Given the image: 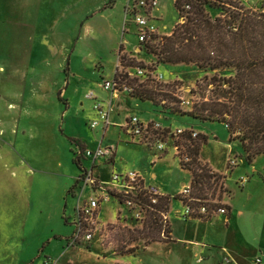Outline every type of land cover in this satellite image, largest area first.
Wrapping results in <instances>:
<instances>
[{"label": "rangeland", "instance_id": "rangeland-1", "mask_svg": "<svg viewBox=\"0 0 264 264\" xmlns=\"http://www.w3.org/2000/svg\"><path fill=\"white\" fill-rule=\"evenodd\" d=\"M109 1L68 0V3H72V9L67 11L63 21L56 20L60 32H63H57L56 38L64 41H59V50L53 51L49 57L51 66L48 71L35 73L36 79L29 81L39 83H32L29 88L19 86V83H4L1 86V89L9 87L12 96V102L4 101L0 104L1 127L5 131L3 134L4 137H10V145L6 147L21 162L24 170L28 169L29 175L27 177L25 173H16L12 165L3 167L7 176L0 189H5L6 194L1 198L0 213L3 210L10 213V223L16 225L20 218L22 223V217L25 216L27 227L20 232L18 226L11 230H0V243L5 234H8L10 243L8 254L0 260V264H26L38 256L40 260L33 264H46L49 261L48 264H149L150 256L146 251L141 250L134 256L120 253H127L134 246L144 249L145 241L138 237L144 231L150 239L163 237L168 224L162 222L160 215L158 220L162 227H151L150 217L135 220L134 214L119 205L115 197L102 204L106 212V216L101 217L104 226L92 243L71 240L76 232L78 205L94 193L92 180L87 178L88 184L79 181L83 172L73 163V154L78 155L84 151L73 144L72 139L79 140L86 149L93 151L99 147L115 148L114 165L103 161L93 169L89 156L81 158L82 166L93 179L110 181L114 172L124 173L129 170L139 172L151 180L154 174L155 185L164 187L172 195L173 208L181 209V202L175 196L182 183L192 181L191 171L181 166L179 150L174 148L176 143L170 141L168 134L164 137L167 142L164 151H158L152 139L144 136L133 138L128 134L124 126L133 116H137L143 123H160L173 131L184 127L208 135L209 140L205 143L202 157L209 158L220 172L229 173L231 192H228L227 199L237 207L246 204V193L240 191V187L245 185V175L253 180L254 186L259 185L264 191V155L248 161L240 143L229 142L225 124L203 122L185 115L173 116L170 111V108L176 107L189 110L193 100L198 102L211 96L213 93L210 91L201 93L197 83L202 82L206 75L212 78L214 71L202 70L193 63L158 65L153 55H142L138 48V27L125 14L128 0H116L113 7L105 8ZM262 1L235 0L236 4L242 3L255 9L260 7ZM157 8L153 9L150 16L158 28L155 35L161 37L172 31L179 22V11L175 0H159ZM209 11L213 15L218 12L216 9ZM79 18L87 23L85 31L75 21ZM122 56L126 57L124 63L135 61L149 66L158 65L156 71H149V74L158 84H162L157 86V91L162 90L158 96L161 105L157 107L152 101H140L118 90L114 94V104L110 107H114L111 122L105 125L100 120L99 125L92 129L91 123L99 119L94 109L95 103L108 102L113 96L102 87V82L105 79L113 80L117 72H127V68L123 69L120 63ZM38 59L41 60V57ZM231 73H234L233 68L219 71L220 75ZM161 74L163 76L159 78ZM126 77L135 78L129 74ZM138 78L140 82H146V77ZM205 83L201 85H205L206 89L214 88L207 87ZM192 89L199 90V93L192 94ZM15 91H18L17 95ZM89 93H93L96 99H90L87 95ZM214 96L223 100L221 95ZM177 98L183 102H177ZM228 164L235 166H231L230 170ZM11 168L15 170L13 176ZM81 189L84 190L82 195ZM22 193L23 199L20 200ZM209 198L216 200L211 194ZM61 236L68 237L66 239ZM51 237L63 238L64 245L55 240L49 244ZM17 244H23V248L14 252L13 246ZM152 248L151 251L163 246L155 245Z\"/></svg>", "mask_w": 264, "mask_h": 264}, {"label": "trees", "instance_id": "trees-1", "mask_svg": "<svg viewBox=\"0 0 264 264\" xmlns=\"http://www.w3.org/2000/svg\"><path fill=\"white\" fill-rule=\"evenodd\" d=\"M115 3L116 0H110L105 8H111ZM175 5L179 11V22L174 29L161 37L151 34L147 41L139 40V51L142 55H153L157 58L158 65L193 63L202 70L214 71L212 78L208 75L202 78L203 83L207 81L205 83L207 87L214 88L206 89L199 81L197 85L201 93L210 91L213 94L198 102L193 100L191 109L186 111L179 107L170 108L172 115H185L203 122L216 121L225 124L229 132V142L238 141L246 152L248 161L261 154L264 155V0L257 9L246 7L242 3L236 4L235 0H175ZM209 9H216L218 12L213 15ZM127 17L132 19L131 15ZM122 50L121 44L120 51ZM121 59L122 68H127V72L124 73L123 70L121 73L117 72L114 79L122 76L120 83L131 88L130 91H126L130 97L140 101H152L157 107L161 105L158 96L162 90L157 91V86L162 84H158L150 76L145 79L146 82H140L138 77L134 79L126 77L129 71H134L138 66L148 71H156L158 65L149 66L135 61L124 63L126 57L122 56ZM226 68H233L234 73L220 75L219 71ZM199 90L192 89L191 92L196 94ZM215 94L221 95L223 100L215 97ZM176 101L183 102L180 98ZM170 130L165 127L163 132L165 137ZM128 134L133 138L140 137L134 133L128 132ZM208 140L206 134L199 132L198 137L193 138L191 132H186L175 143L179 147L181 166L192 173V196L204 201L209 199L211 194L217 200V203L211 204L214 208L226 207L227 205L222 202L224 194L229 192L225 186L226 175L216 173L208 163L203 164L199 160L202 145ZM72 142L80 146L83 151L86 150L85 145L79 140L72 139ZM73 156V163L84 172L82 153ZM186 157L189 161L185 160ZM229 168L232 170L228 164ZM170 203L171 197L168 195L162 197L160 203L153 206L157 210L168 211ZM150 215L151 227H159L158 215L155 213ZM212 216L203 215L199 218L209 219ZM164 233L163 237L150 239L144 231L138 239L142 238L146 245L163 239L168 240L170 239L168 225ZM135 249L137 247H132L127 253Z\"/></svg>", "mask_w": 264, "mask_h": 264}, {"label": "crops", "instance_id": "crops-1", "mask_svg": "<svg viewBox=\"0 0 264 264\" xmlns=\"http://www.w3.org/2000/svg\"><path fill=\"white\" fill-rule=\"evenodd\" d=\"M71 9L72 3H68V0H0V104L4 101L8 103L12 98L8 90L9 87L1 89L4 83L8 85L19 83V86L29 88L30 84L39 83L37 81L33 82V80L29 82L30 79H36L35 73L40 71L46 73L48 71L51 66L49 57L53 51L59 50L57 48L60 44L59 41H64V39L60 40L59 37L56 38L57 32H60L56 20L63 21L67 11ZM76 20L77 25H80L85 31L87 23L82 22L81 18ZM38 57H41V60ZM17 92L15 91L16 95ZM113 99L114 95L108 102H100L105 103L106 107H111L114 104ZM113 110L114 107L110 111V121L108 123L111 122ZM1 119L2 115H0V185L2 186L1 183L5 182L7 176V172L3 170V167L12 165L16 173H25L27 177L29 171L28 169L25 171L21 162L10 154L9 149L7 150L6 145H10L8 141L10 137H4L3 132L5 133V131L1 127ZM205 145H202L199 160L208 163L216 173L225 174L217 170L209 158L202 157ZM114 156L109 162L105 159L97 162L92 160L93 169L103 161L105 164L114 165ZM13 168L10 172L12 176L15 174ZM228 174H225V186L231 192ZM155 177L153 174L152 180L149 177H145V180L148 184L155 185ZM249 179L245 175L243 179L245 185L240 187V191L246 193V204L237 207L236 204L227 199L229 194L226 193L222 202L227 205L228 214H217L209 219H200L199 217L184 219L181 212L182 204L181 209L178 207L173 208V200L170 203L167 219L170 228V239L155 241L147 245L144 242V249L143 247L141 249L134 246L137 247L135 251L120 254H133L134 256L141 250L146 251L147 255L150 256L149 264H227L223 262L224 257L231 258V264H253L257 256L262 257L264 264V196L262 193L264 191L259 185L254 186L253 180ZM190 183H182V187L184 184ZM160 189L170 195L164 187L161 186ZM4 194H6L5 189L1 188L0 205ZM20 198V200L23 199V193ZM102 215L103 217L106 216L104 208ZM22 218V223L20 218L18 225L14 223L12 225L10 223L12 222L10 221V213L3 210L0 213V230H11L18 226V232L25 231L27 227L26 218L25 216ZM61 237L67 239L68 236ZM49 240V244L55 240L61 241L60 244L64 245L63 238L51 237ZM71 240L73 241V239ZM150 245L152 247L161 245L163 248L151 251L153 248ZM9 246L8 234H5L3 241L0 243V260L8 254ZM22 246L23 244L13 246L14 252H18L20 247L23 248ZM102 252L104 251L102 250ZM201 258L202 260H199ZM38 259L40 260L39 256L36 259L32 258L26 264H33ZM65 264H72V262Z\"/></svg>", "mask_w": 264, "mask_h": 264}, {"label": "built area", "instance_id": "built-area-1", "mask_svg": "<svg viewBox=\"0 0 264 264\" xmlns=\"http://www.w3.org/2000/svg\"><path fill=\"white\" fill-rule=\"evenodd\" d=\"M158 0H128L126 8V16L131 15L134 23L137 25V33L140 42H145L151 36V34L157 33V27L151 20L150 14L153 9L157 8ZM189 9V6H186ZM130 77H143L146 79L151 75L149 71L145 68L136 67L134 71L128 72ZM163 75L161 74L159 78ZM122 76H118L117 79L107 80L105 79L102 82V87L106 92H110L113 95H116V91H130L131 88L126 84L120 83ZM90 99H96V96L93 93L87 94ZM94 109L96 110L99 119L94 120L90 127L94 129L99 125L100 120L108 124L110 121V107L105 106L103 103L98 101L95 103ZM129 133H134L139 136H144L146 138L152 139L155 143V147L158 151L165 150L164 141V129L160 123H143L137 116H133L129 119L126 126H124ZM157 132L153 134V132ZM186 132H191L193 138L198 137V131L191 129H186L184 127H179L176 130H170L168 132V137L170 141L174 143L176 140L182 137ZM150 134V135H148ZM175 148L179 150L178 145H175ZM115 154V150L112 147L101 148L99 147L96 151L86 149L82 155L89 156L94 162L105 159L107 162L111 161ZM186 161L189 160L188 157L185 158ZM237 165V163H233ZM231 165V166H235ZM88 180H92L93 195L86 201L78 205V213L76 219V232L72 237L73 241H84L86 243H92L97 233L102 230L104 224L101 222V217L103 216V206L102 204L111 201L112 197L117 198L119 205H122L124 208L130 210L134 214L135 220H144L147 217H150L151 213L162 216V222H167L168 213L170 209L167 210H157L153 205L160 203L162 197L168 196L162 189L157 185L148 184L145 180V177L134 170H129L124 173L114 172L110 181L93 179L91 174L85 169L82 173L81 181H85L88 184ZM81 189V195L83 193ZM193 185L184 184L181 187L180 192L175 196L182 203V215L184 219H190L193 217H200L203 215H217V214H228V209L226 207L214 208L213 203H217V200L205 199L204 201L192 196ZM171 197V196H170ZM172 199V198H171ZM166 219V221H165ZM165 233L163 232L162 235ZM224 261L227 264H231V258L224 257ZM199 260H202L199 259ZM253 264H263L262 257L257 256L253 261Z\"/></svg>", "mask_w": 264, "mask_h": 264}]
</instances>
